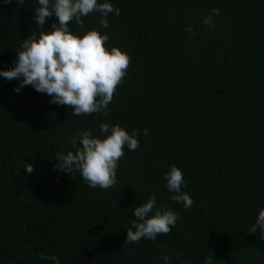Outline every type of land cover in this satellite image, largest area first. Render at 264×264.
I'll list each match as a JSON object with an SVG mask.
<instances>
[{
    "label": "trees",
    "instance_id": "1",
    "mask_svg": "<svg viewBox=\"0 0 264 264\" xmlns=\"http://www.w3.org/2000/svg\"><path fill=\"white\" fill-rule=\"evenodd\" d=\"M106 2L120 9L107 29L98 12L69 27L106 33L107 48L130 56L107 115L75 116L0 77V264H165L164 255L168 264H264L260 230L249 232L264 209V0ZM37 5L0 0V69L39 35ZM209 15L212 26L203 23ZM53 23L55 15L44 30ZM102 123L140 130L115 186L92 188L78 172L54 170L58 148L66 153L89 128L103 138ZM172 165L183 172L190 208L170 199L164 176ZM153 194L157 208L180 219L155 242L125 243L135 207Z\"/></svg>",
    "mask_w": 264,
    "mask_h": 264
},
{
    "label": "clouds",
    "instance_id": "2",
    "mask_svg": "<svg viewBox=\"0 0 264 264\" xmlns=\"http://www.w3.org/2000/svg\"><path fill=\"white\" fill-rule=\"evenodd\" d=\"M10 0H5V3ZM219 9L212 13L219 15ZM101 13L100 25L107 29L109 13L120 14L119 8H113L109 2L98 0H38L34 9V20L39 25L37 36L34 32L23 40L18 55L12 61V67L0 69V77L8 81L18 80L14 89L17 93L25 86H32L37 92L51 97L49 103L67 105L72 108L73 115H91L103 113L114 98L118 85L123 82L130 65V56L118 47L105 46L108 35L96 29L75 34L69 27L70 21L83 27L82 17L92 13ZM55 15L58 23H53L50 30H44L48 18ZM206 26H212V16L204 18ZM101 135H93L92 129L81 132L70 141L71 149L66 153L56 150L59 163L54 170L62 173H79L89 187L108 189L118 183L117 169L119 161L124 157V148L135 151L139 147L140 130L130 134L119 124L102 123L99 127ZM148 135V130H143ZM72 149H75L73 151ZM24 171L31 174L35 171L33 164H26ZM21 173L18 171L17 175ZM167 188L175 193L171 200L182 203L184 208L193 204L191 196L182 191L187 184L183 172L172 165L165 173ZM136 219H132L128 227L125 243H139L142 238L155 242L160 234L167 235L176 225L180 217L166 206L156 207V196L151 195L146 203L134 209ZM260 230L259 239L264 240V209L257 215L256 223L249 232L255 234ZM168 264L169 256L161 257ZM212 264V258L205 260Z\"/></svg>",
    "mask_w": 264,
    "mask_h": 264
}]
</instances>
